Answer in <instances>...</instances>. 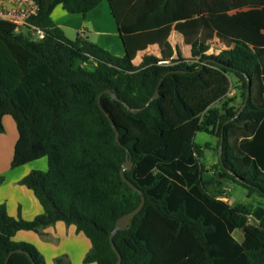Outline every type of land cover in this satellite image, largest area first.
I'll return each instance as SVG.
<instances>
[{
	"label": "trees",
	"instance_id": "16d2710c",
	"mask_svg": "<svg viewBox=\"0 0 264 264\" xmlns=\"http://www.w3.org/2000/svg\"><path fill=\"white\" fill-rule=\"evenodd\" d=\"M31 1L38 12L28 19L29 31L0 19L2 38L30 56L15 85L0 75V133L3 117L11 115L30 145L44 147L48 170L20 182L43 214L15 218L0 204V264L18 250L24 252L8 264H47L34 245L14 238L58 222L90 240L84 263L116 264L110 235L142 201L121 177L127 149L134 165L126 176L146 201L114 238L121 264H264V0H107L122 57L82 35L69 39L52 20L58 6L86 16L104 0ZM32 27L44 36H34ZM173 29L191 47L190 59L169 42ZM214 39L226 49L208 55ZM150 45H158L162 57L146 55L136 66L137 53ZM7 60L0 47V65ZM232 88L243 102L251 91L242 111L228 98ZM106 90L125 103L109 94L101 99L120 132L118 143L98 102ZM199 132L223 139L217 177L257 197L256 206L232 205L210 191ZM54 264L72 262L59 256Z\"/></svg>",
	"mask_w": 264,
	"mask_h": 264
},
{
	"label": "crops",
	"instance_id": "0c3cea01",
	"mask_svg": "<svg viewBox=\"0 0 264 264\" xmlns=\"http://www.w3.org/2000/svg\"><path fill=\"white\" fill-rule=\"evenodd\" d=\"M3 5L11 8L15 1L4 0ZM52 20L69 39L82 35L115 56L125 55L119 28L107 0L86 16L70 14L62 6H58L52 13ZM169 42L175 51L181 50L184 58H191V47L175 29L170 34ZM0 47L8 59L6 64L1 62L0 75L7 85L13 86L19 81L21 71L26 67L30 56L20 47L4 40L1 33ZM146 55L161 58V49L158 45H150L137 53L133 63L140 66ZM34 170H48V157L44 147L41 144L30 145L22 122L14 116L5 115L0 133V178H3L0 183V204L6 206L12 217L31 221L43 214V208L34 193L20 183ZM14 239L34 245L43 254L47 264H54L55 258L59 256H68L72 264H83L91 249V242L84 234L78 233L75 226H67L62 222L45 228L41 233L21 231Z\"/></svg>",
	"mask_w": 264,
	"mask_h": 264
},
{
	"label": "rangeland",
	"instance_id": "374dc122",
	"mask_svg": "<svg viewBox=\"0 0 264 264\" xmlns=\"http://www.w3.org/2000/svg\"><path fill=\"white\" fill-rule=\"evenodd\" d=\"M74 37V36H73ZM211 50L207 52L208 55H217L222 50L226 49L218 39H214L211 43ZM234 84L236 83L235 77H232ZM232 88L231 93L228 95L229 99H233V106L240 110L243 105V99L239 97V91ZM220 106V105H218ZM195 141L202 146L203 157L200 159L203 165V179L209 182V189L211 192L222 196L223 201L235 205L236 203H246L252 207L258 204V198L251 199L247 196V191L234 184L229 180H224L222 177L218 178L217 174L220 172V138L217 135H210L204 132H199L195 136ZM255 219L250 218V224H254ZM238 240H244V230H238L235 233ZM15 242L19 241L14 239ZM84 264V263H83ZM86 264V263H85ZM89 264V263H88Z\"/></svg>",
	"mask_w": 264,
	"mask_h": 264
},
{
	"label": "water",
	"instance_id": "95a60500",
	"mask_svg": "<svg viewBox=\"0 0 264 264\" xmlns=\"http://www.w3.org/2000/svg\"><path fill=\"white\" fill-rule=\"evenodd\" d=\"M250 93H251V91H250V89H249V90H248V93H247V98H246V100H245V102H244V105H243V107L241 108L240 111H242L243 108L246 106V104H247V102H248V100H249V97H250ZM104 94H109V95H111L114 99H116L117 101L122 102V103H124V102H123L118 96H116L115 93H114L112 90H106L105 92H102V93L99 95V98H98V102H99V106H100L101 110H102L103 113L109 118V120H110V122H111V124H112V126H113V128H114V130H115V132H116V142L118 143V142H119V139H120V132H119V130L117 129V127H116V125H115L113 119L110 117V115L108 114V112H107V111L105 110V108L102 106L101 99H102V96H103ZM158 97H159V92L157 91L153 99H156V98H158ZM124 104H125V103H124ZM147 106H148V105H147ZM147 106H146V107H147ZM127 108H128L129 111H132V108H131V107L127 106ZM138 112H139V110H137V109L134 110V113H138ZM222 150H223V139H222L221 142H220V159L222 158ZM127 154H128L127 160H126V162L123 164V167H122V170H121V177H122V180H123L125 183H127L132 189H134L135 191H137V192L141 195V197H142V201H141L140 205H139L136 209L132 210L130 213H128V214H126V215H124V216H122V217H120V218L118 219V221H117V223H116V226H115L114 230L112 231V233H111V235H110V241H111V243H112L113 249L115 250V252H116V253L118 254V256H119V259H118V261H117L116 264H121V262H122V256H121V254L119 253V251H118V249H117V247H116V245H115V243H114V238H115V236H116V234H117L118 232H120V231H125V230H127V229L129 228V226L132 224V222H133V220L135 219V217H136V216H137V215L143 210V208H144V206H145V201H146V198H145V196H144V193H143V192H142V191H141L136 185H134V184H133V183L127 178V176H126V172L131 171V170L133 169V165H134L133 162H131L130 159H129V150H128V149H127ZM16 252H24V251H22V250H18V251H12V252H10V254L8 255V257H7V259H6L5 264H8V262H9L11 256H12L14 253H16ZM28 256H30V254H28ZM30 258H31V256H30Z\"/></svg>",
	"mask_w": 264,
	"mask_h": 264
},
{
	"label": "built area",
	"instance_id": "2783aa9c",
	"mask_svg": "<svg viewBox=\"0 0 264 264\" xmlns=\"http://www.w3.org/2000/svg\"><path fill=\"white\" fill-rule=\"evenodd\" d=\"M4 0H0V19L16 25L18 31L30 30L28 19L30 16L37 14L38 5L31 0H13L15 5L6 8L3 5ZM31 31L36 37H43L44 32L36 27H32Z\"/></svg>",
	"mask_w": 264,
	"mask_h": 264
}]
</instances>
